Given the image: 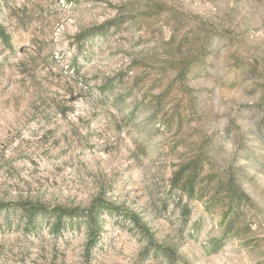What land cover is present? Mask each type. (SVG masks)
<instances>
[{"label": "rangeland", "instance_id": "374dc122", "mask_svg": "<svg viewBox=\"0 0 264 264\" xmlns=\"http://www.w3.org/2000/svg\"><path fill=\"white\" fill-rule=\"evenodd\" d=\"M0 29V264H264V0H0ZM200 153L250 198L233 226L171 190ZM99 202L95 244L51 233Z\"/></svg>", "mask_w": 264, "mask_h": 264}, {"label": "trees", "instance_id": "16d2710c", "mask_svg": "<svg viewBox=\"0 0 264 264\" xmlns=\"http://www.w3.org/2000/svg\"><path fill=\"white\" fill-rule=\"evenodd\" d=\"M1 31V29H0ZM94 36V33H88L79 36L83 40H89ZM175 36H171L167 43H173ZM181 74V73H180ZM210 160L203 153L188 157L182 163L177 165L176 171L173 173L170 181L171 190L173 192H179L188 200H202L203 197L198 196V193L202 189L201 186L204 182L207 184H214V195L210 203L222 204L227 208L225 214V223H230L232 226L240 219V213L242 207L250 205L251 201L248 195L238 185L233 175L229 176H213L205 177V168ZM207 179V180H206ZM212 179V180H211ZM214 202V203H213ZM182 203V200H181ZM107 205L103 203L94 204L88 211L81 212L77 209H63L56 208L48 215L50 219H54L50 222L49 229L52 234H60L64 230H68L75 227V224H84L88 228V242L93 245L97 241V235L100 233L99 218ZM183 212L185 215L190 213L189 205L184 207ZM114 210V209H113ZM116 210V209H115ZM21 211L23 212V218H29L26 228L31 229L32 232L37 230V218L40 214L44 215L39 208L33 206H24ZM40 213V214H39ZM38 214V215H37ZM23 220V219H22ZM233 232V229H231ZM163 249V248H162ZM170 258L176 260L177 257L168 249H163Z\"/></svg>", "mask_w": 264, "mask_h": 264}]
</instances>
